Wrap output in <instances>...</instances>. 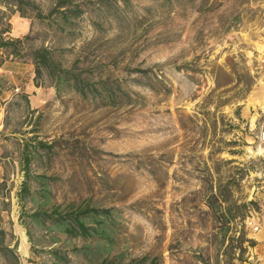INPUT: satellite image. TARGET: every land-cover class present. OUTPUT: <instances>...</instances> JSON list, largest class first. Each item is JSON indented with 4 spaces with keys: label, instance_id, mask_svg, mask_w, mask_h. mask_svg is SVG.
Wrapping results in <instances>:
<instances>
[{
    "label": "rangeland",
    "instance_id": "obj_1",
    "mask_svg": "<svg viewBox=\"0 0 264 264\" xmlns=\"http://www.w3.org/2000/svg\"><path fill=\"white\" fill-rule=\"evenodd\" d=\"M29 1L24 15L9 11L5 35L28 34L61 65L108 77L115 102L102 91L55 94L48 76L0 48L11 83L0 97V264H52L50 247L66 264H96L95 237L59 230L55 213L30 219L53 209L61 219L77 204L118 208L109 254L200 264L227 246L237 264H264V0H80L67 24L36 16L54 0ZM37 139L49 148H32ZM209 185L257 207L222 232L205 211ZM240 234L251 242L228 247Z\"/></svg>",
    "mask_w": 264,
    "mask_h": 264
},
{
    "label": "trees",
    "instance_id": "obj_2",
    "mask_svg": "<svg viewBox=\"0 0 264 264\" xmlns=\"http://www.w3.org/2000/svg\"><path fill=\"white\" fill-rule=\"evenodd\" d=\"M82 3L80 0H54L51 7L47 12L41 13L36 11L38 18H50L58 17L61 24L70 23V20L78 16L82 10ZM28 6L31 5L29 0H0V48L3 50L2 54L14 58H20L22 61L28 60L33 65L34 78H39L45 74L52 82L55 90V94H58L63 88L74 90L81 96L92 95L97 92H103L107 95V100L114 103V90L113 86L108 82V77H97L91 79L86 75H81V72L74 69V66H63L59 61L53 58L51 51L44 45H32L28 42V34H24L21 37L7 36L4 32L8 30V13L11 9L18 11L20 15H24ZM61 28V25H59ZM138 71L145 72L146 68L138 69ZM11 83L8 81L4 73L0 72V97L1 92L8 88ZM117 87V85H114ZM19 96L27 104V93L21 91ZM36 146H46L49 148V144L45 141L37 139L34 141L32 148ZM23 164L21 190L24 191L23 195L29 193L28 179L32 176L28 169V156L26 151L22 152ZM33 177H38L41 194L44 195L43 190L45 183L41 180L44 177L43 174H34ZM38 182V181H37ZM204 183H207V179H203ZM210 188L206 189L203 193V203L206 206V213L210 218L212 224L219 225L222 232L230 228V224L234 228L236 224H241L245 215H247L248 204L251 208L256 209V203L254 200H247L242 202H235L230 200L227 195H223L221 192H214ZM207 188V186H206ZM118 208L114 205L110 206H96L89 204H77L72 209L68 210L65 214L66 217L58 219L61 214L60 211L53 209L52 213L46 212V210H34L30 213V219L36 223L43 222L51 214L55 213V217H49L52 219L53 224L57 225L59 230L64 231L69 235H80L82 237H95V240L101 242L99 250L102 251V257L96 264H162L160 256L142 254L139 256H130L125 258L122 251H115L109 254L110 242L112 241V233L114 227L112 226L113 210ZM250 241L251 239L243 238L240 234L234 239H231L228 247L235 243L240 249L242 248L243 241ZM234 245V246H235ZM49 252L53 256L52 264H66V255L60 252L55 247H50ZM230 252V251H229ZM222 258H218L217 255L213 257L200 258V264H237L231 261L232 257L228 254V248L225 246Z\"/></svg>",
    "mask_w": 264,
    "mask_h": 264
},
{
    "label": "built area",
    "instance_id": "obj_3",
    "mask_svg": "<svg viewBox=\"0 0 264 264\" xmlns=\"http://www.w3.org/2000/svg\"><path fill=\"white\" fill-rule=\"evenodd\" d=\"M260 51H259V58H260V60L262 61V62H264V45H262L261 46V48L259 49ZM262 133H263V137H264V128H263V130H262ZM252 221V219H249L248 217L245 219V222H247V223H250ZM257 224H253L252 225V228L253 229H257Z\"/></svg>",
    "mask_w": 264,
    "mask_h": 264
},
{
    "label": "crops",
    "instance_id": "obj_4",
    "mask_svg": "<svg viewBox=\"0 0 264 264\" xmlns=\"http://www.w3.org/2000/svg\"><path fill=\"white\" fill-rule=\"evenodd\" d=\"M263 224H264V221H263ZM264 227V226H263ZM263 230H264V228H263ZM263 230H261V232H260V230H259V234L260 235H262V236H264V231Z\"/></svg>",
    "mask_w": 264,
    "mask_h": 264
},
{
    "label": "bare ground",
    "instance_id": "obj_5",
    "mask_svg": "<svg viewBox=\"0 0 264 264\" xmlns=\"http://www.w3.org/2000/svg\"><path fill=\"white\" fill-rule=\"evenodd\" d=\"M264 231V230H263Z\"/></svg>",
    "mask_w": 264,
    "mask_h": 264
}]
</instances>
